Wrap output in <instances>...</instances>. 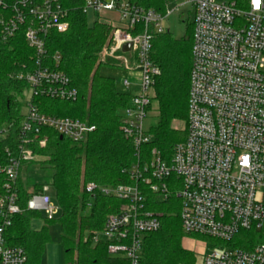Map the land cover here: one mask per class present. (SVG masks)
Returning a JSON list of instances; mask_svg holds the SVG:
<instances>
[{
  "label": "built area",
  "instance_id": "obj_1",
  "mask_svg": "<svg viewBox=\"0 0 264 264\" xmlns=\"http://www.w3.org/2000/svg\"><path fill=\"white\" fill-rule=\"evenodd\" d=\"M177 1L170 0L161 13L129 0H85L86 14H118L119 20L110 22L113 35L103 61L111 60L137 77L123 82L131 101L122 120L136 163L126 172L129 183L86 186L88 193L123 202L92 241L105 243L108 253L126 264H140L145 237L161 229L162 215L149 210L147 195L160 202L174 197L180 202L183 233L215 241L194 264H264V241L252 243L250 249L232 245L241 233L264 234V0L258 7L254 0H184L169 11ZM181 6H190L193 24L186 138L175 145L169 160L155 150L146 160L142 148L151 142L146 121L160 74L151 60L152 42L155 35L167 32L164 20ZM68 13L62 0H0V43L23 31L33 51L31 66L22 65L16 75L27 83L29 93L16 151L6 147L0 162V176L6 179L0 196V264H28L25 250L8 245L5 235L22 213L20 170L37 158L31 150L34 143L46 145L42 130L79 144L96 129L76 118L42 114L32 103L36 97L65 102L78 98L70 78L60 70L61 55L49 57L46 49L52 31L68 30ZM12 128L13 124L5 125L0 136L7 138ZM27 210L56 219L49 185L30 195Z\"/></svg>",
  "mask_w": 264,
  "mask_h": 264
},
{
  "label": "trees",
  "instance_id": "obj_2",
  "mask_svg": "<svg viewBox=\"0 0 264 264\" xmlns=\"http://www.w3.org/2000/svg\"><path fill=\"white\" fill-rule=\"evenodd\" d=\"M129 1L164 13L169 0ZM62 4L69 12V28L64 33L52 31L47 38L46 49L49 57L55 53L61 55L60 70L70 78L72 87L78 91V98L75 102H65L36 97L32 103L42 114L76 118L96 129L79 144L60 139V135L53 130H42V138H46L45 147L34 143L31 150L53 170L48 185L63 214L60 219L49 221L40 213L27 210L30 195L41 191L42 185L34 184L29 190L28 184L23 181L21 168L17 190L22 213L14 217L11 227L6 230V241L8 245L25 250L28 264H41L45 248L51 241L49 227L58 224L65 264H126L119 258H111L105 243L91 245L94 235L102 231L106 218L117 213L123 202L99 193H88L84 185L117 186L129 183L126 172L136 163V158L133 145L124 137L122 120L131 95L118 92L114 79L100 75L103 65L95 67L97 53L108 38L110 25L91 23L83 11L85 0H62ZM189 28L187 35L180 39L168 31L153 38L151 60L160 74L155 79L154 97L149 108L151 112L155 105L157 122L147 127L152 140L142 148L146 160L154 150L163 159L169 160L175 145L186 138L193 24ZM32 56L33 51L27 46L23 31L8 43H0V130L13 124L7 138L0 136V162L4 161L6 147L16 151V139L23 120L20 98L28 89L27 83L16 79V75L22 65L31 66ZM174 122H184V130L174 129ZM5 180L4 176H0V196L4 192ZM92 197L95 204L90 207ZM147 201L149 210L162 215L161 229L145 237L140 264H194V254L182 246L184 233L180 202L174 197L160 202L150 194ZM40 220L43 222L41 227L34 228V222ZM85 235H88V240H84ZM240 235L236 243H232L233 246L250 249L252 243L259 242L252 232Z\"/></svg>",
  "mask_w": 264,
  "mask_h": 264
},
{
  "label": "rangeland",
  "instance_id": "obj_3",
  "mask_svg": "<svg viewBox=\"0 0 264 264\" xmlns=\"http://www.w3.org/2000/svg\"><path fill=\"white\" fill-rule=\"evenodd\" d=\"M101 1H109V0H101ZM170 1V0H169ZM168 1V2H169ZM218 2H224V1H230V0H217ZM241 1V0H239ZM167 2V3H168ZM184 3V0H178L177 3H172L169 6V11L174 10L177 5H181ZM154 9V8H151ZM191 8L190 6H181V8L178 11L172 12L165 20H164V27L165 29L172 34L176 39H180L187 35L189 31V27L192 24V15H191ZM88 17V16H87ZM98 22V21H97ZM111 28L108 38L100 51L97 53V60H96V66L103 65L100 68V75L107 78H112L116 82V89L118 92L124 91V88L122 86L124 80L128 79L132 82L136 80V76L131 75L130 73L122 70L121 68L117 66H108L112 65L113 63L111 60H107L108 65H104L106 62L103 61L105 55L103 53V50L105 48H108L111 46L110 40L113 35V29L112 26H109ZM121 63H126L125 61H121ZM128 64V63H127ZM132 64V63H131ZM130 65V64H128ZM14 76V74L12 75ZM29 96V93H25L24 97L20 98V101L23 104L22 114L26 112V105H24V100L27 99ZM155 105L153 104V107L151 108V112H149L148 119L146 121V127L153 126L157 122V113L155 112ZM174 129L178 131L184 130L185 123L184 122H174L173 123ZM152 140V138H151ZM37 158L33 160L32 162L27 163L24 165L22 173H23V181L25 182L27 188L29 187V190H32V186L34 184H41L42 186L48 185L50 183V180L53 176V170L49 169L47 165L43 164V158L36 156ZM89 183L85 184V188ZM122 184V183H121ZM52 204L56 208V220L60 219L63 211L60 208L57 200L55 198H52ZM95 200L92 197L90 200V207L94 206ZM89 209H87V212ZM42 221H36L33 224L34 228H39L40 225H42ZM60 227L58 224L52 225L49 227V235L51 238V241L49 244H47L45 248V253L42 258L41 264H65L64 262V249L61 246L60 243ZM256 239L260 241H264V234L259 233L256 234ZM84 240H88V235L84 237ZM215 241L211 240L209 238H205L202 236H186L184 234L182 238V246L184 249L191 251L194 254V263H196V260L200 259L203 255H205L207 252H210L215 247ZM208 244V246H207ZM91 245L94 247L98 244H95L93 241ZM113 259H118V255H111L110 256Z\"/></svg>",
  "mask_w": 264,
  "mask_h": 264
},
{
  "label": "crops",
  "instance_id": "obj_4",
  "mask_svg": "<svg viewBox=\"0 0 264 264\" xmlns=\"http://www.w3.org/2000/svg\"><path fill=\"white\" fill-rule=\"evenodd\" d=\"M98 1H101V0H98ZM110 1L111 0H109V1H101V2L108 3ZM87 16H88V19H89V21L91 23L98 21V22H101V23H105V24H109L110 25V22L113 23V22H117L119 20L118 14L115 13V12H111V11L104 12L102 15H97L94 12L89 11V13H87ZM121 69L124 70V71H126L122 66H121ZM122 86H123V84H122ZM123 88H124V86H123ZM121 92L122 93H126V94H130L129 91H127L125 88H124V91H121ZM40 227H41V225H40Z\"/></svg>",
  "mask_w": 264,
  "mask_h": 264
},
{
  "label": "clouds",
  "instance_id": "obj_5",
  "mask_svg": "<svg viewBox=\"0 0 264 264\" xmlns=\"http://www.w3.org/2000/svg\"><path fill=\"white\" fill-rule=\"evenodd\" d=\"M259 2H260V0H254V4H255V6H259Z\"/></svg>",
  "mask_w": 264,
  "mask_h": 264
},
{
  "label": "water",
  "instance_id": "obj_6",
  "mask_svg": "<svg viewBox=\"0 0 264 264\" xmlns=\"http://www.w3.org/2000/svg\"><path fill=\"white\" fill-rule=\"evenodd\" d=\"M129 48H130V46L129 45H127V46H125V50L127 51V50H129ZM60 139H63V137H60Z\"/></svg>",
  "mask_w": 264,
  "mask_h": 264
}]
</instances>
